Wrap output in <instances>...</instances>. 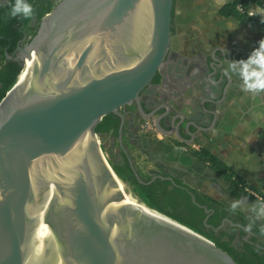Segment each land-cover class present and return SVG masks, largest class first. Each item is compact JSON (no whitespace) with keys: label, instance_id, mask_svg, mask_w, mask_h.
Masks as SVG:
<instances>
[{"label":"water","instance_id":"1","mask_svg":"<svg viewBox=\"0 0 264 264\" xmlns=\"http://www.w3.org/2000/svg\"><path fill=\"white\" fill-rule=\"evenodd\" d=\"M174 3L62 0L42 19L23 51L31 73L0 103V264H238L205 235L150 213L95 131L117 116L123 147V108L137 103L154 119L141 93L167 66Z\"/></svg>","mask_w":264,"mask_h":264},{"label":"crops","instance_id":"2","mask_svg":"<svg viewBox=\"0 0 264 264\" xmlns=\"http://www.w3.org/2000/svg\"><path fill=\"white\" fill-rule=\"evenodd\" d=\"M220 9L216 0L200 2L198 23L194 24L195 31L190 35L191 45L184 47L181 36L173 42L178 53L188 58L216 56L227 63V59L231 62L234 58L239 44L245 57L251 54V46L255 47L264 39V32L232 19L226 21L220 18ZM195 17L197 15H181L188 23L196 20ZM230 75L225 95L222 94L226 84L223 78L224 84L217 88L220 91L217 96L184 97L183 100H187L180 110L184 118L179 123L181 130L178 128L181 138L176 134L161 135L162 139L154 137L141 128L142 120L136 123L126 120L122 127L124 148L118 129L116 139L115 133H110L107 147L110 142H116V151L125 149L141 179L155 176L154 181H165L173 190L192 199L189 191L196 199L203 201L207 209L227 217L230 223H251V230L259 234L264 231V219L255 220L248 210L249 205L256 203L254 198L234 188L231 179H225L207 162L195 156L199 149L209 151L226 165L233 181L236 179L244 183L249 191L264 201V93L243 91L240 77ZM177 102L180 103V100ZM196 110L201 111L198 117L193 116ZM183 145H187V150L191 152L184 151ZM112 146H109V150L114 152ZM235 200L245 201V206L233 211L231 203Z\"/></svg>","mask_w":264,"mask_h":264},{"label":"flooded vegetation","instance_id":"3","mask_svg":"<svg viewBox=\"0 0 264 264\" xmlns=\"http://www.w3.org/2000/svg\"><path fill=\"white\" fill-rule=\"evenodd\" d=\"M61 1L62 0H27V2L34 7V15L30 19H25L22 18V16H17L15 18L11 17V7L14 5L15 0H0V90L3 88L4 82L10 78L11 73L15 69L24 66L25 59L23 51L36 35L42 19ZM194 1L206 2L207 0ZM235 1L236 0H227V2L221 6V9L234 4ZM262 7L253 4H238L236 6V11L244 15L246 14L245 12L251 8L260 9ZM220 18L228 20L222 16H220ZM250 18L256 20L258 23H262L260 21L261 19H258L256 15ZM230 19L235 20L234 18ZM247 25L264 32V27L262 26ZM181 35H183V31L172 21V45L167 57V66L154 77L152 86L146 88L141 93L143 110L147 115L152 113L155 114L153 124L159 135L164 134L159 132L156 128V120H159L161 127L166 131H172L178 128L181 130L179 123L183 120L184 115L180 113V110L183 109V104L185 100H187H183L184 97H193L195 95H197L198 98H202V96L205 97L206 95L217 96L220 94L217 88H220L224 84L223 78H225L226 84L222 89L223 94L229 81V76L225 75V69L228 66L227 63L218 60L216 56L205 58L204 56L197 55L188 58L178 53L176 47L173 46L175 44L173 42L179 40ZM258 47L259 42L256 43L255 47L251 46V49L255 50ZM248 56L245 57L243 55V49L238 44L232 61L246 60ZM227 61L230 62L228 59ZM177 100H180V103H178ZM176 108L179 110H176ZM122 112L125 119L131 123L143 120V116L138 110L137 103L123 108ZM200 114L201 111L196 110L193 116L198 117ZM182 148L185 149L184 151H189L187 150L189 149L187 145H183ZM201 150L202 149H199V152ZM112 153V157L109 155L111 163L113 159H116L121 168L124 169L127 164L130 167V156L125 149ZM154 178L155 176H150V180L143 184L149 185L151 184L150 182L154 183L158 181H154ZM168 189L172 191V194L167 209L172 214L181 220L192 223L205 233H213L220 242L228 243L230 247L234 248L235 255L238 259L253 264H264V231H261L259 234L254 233L252 230L250 232L245 231V228L248 226L247 224L242 222L230 223L227 217L218 212L214 213L211 209H207L209 212H206L203 208L206 207L203 201L196 199L195 203L191 198V202L190 200H184V196L186 195H180L178 191L171 188L170 184ZM213 228H215L216 231Z\"/></svg>","mask_w":264,"mask_h":264},{"label":"trees","instance_id":"4","mask_svg":"<svg viewBox=\"0 0 264 264\" xmlns=\"http://www.w3.org/2000/svg\"><path fill=\"white\" fill-rule=\"evenodd\" d=\"M238 4L243 5H257L262 7L264 5V0H236L234 4L230 6H226L222 8L219 11V15L226 18H234L240 23L249 24V25H259L264 27V23H258L256 20L250 18L247 14H241L240 12L236 11V6ZM23 67H19L15 69L8 80H6L3 84V88L0 90V103L5 98L7 93L10 91V89L16 84L18 81V77L22 71ZM120 120L115 115H108L106 116L101 123L98 124L96 127V134L99 136V139L102 143V146L105 148L107 147L108 138L111 132L115 133V139L117 138L116 130L119 127ZM107 153L110 155V157L113 156V153L111 150H107ZM195 156L199 159L207 162L217 173L222 175L225 179L229 180L231 179L232 185L236 189H240L243 191V185L244 183H241L239 180H232V177L229 175L228 171L229 169L226 167L224 163L220 161L218 157L213 155L207 150H201L200 152L195 153ZM112 164L114 166L115 171L118 173L119 177L122 180H128L130 181V184L134 186V192L135 194L140 198V200L145 203L148 207L155 209L187 226L195 230L196 232H199L206 237H208L210 240H212L220 249L227 252L238 264H253L251 262L240 260L235 255L234 248L230 247L228 243H222L220 240L214 236L213 233L208 234L203 232L201 229H199L197 226L193 225L192 223L181 220L174 214H172L168 209L167 205L169 204V201L171 200V192L168 189L169 183L163 182V181H156L153 184H141L139 183L135 176L133 175L129 165L127 164L126 167L123 169L119 166L116 159L112 160ZM145 183H147L150 180V177H142ZM164 188H163V187ZM244 192V191H243ZM180 193V192H178ZM182 195V193H180ZM184 200H190V197L187 195L184 196ZM191 202V200H190ZM215 225V224H214Z\"/></svg>","mask_w":264,"mask_h":264},{"label":"clouds","instance_id":"5","mask_svg":"<svg viewBox=\"0 0 264 264\" xmlns=\"http://www.w3.org/2000/svg\"><path fill=\"white\" fill-rule=\"evenodd\" d=\"M227 0H216L217 7L223 6ZM10 15L12 18L22 16V18L30 19L34 15V7L27 0H15L11 7ZM264 23V19L261 20ZM235 28L229 30L232 31ZM225 55L226 49H224ZM228 67L225 69V75L236 74L242 80V90L248 93L260 94L264 93V39L259 41V47L251 52L246 60L226 61ZM245 206V201L235 200L231 203V209L235 211ZM248 210L253 213L255 220L264 219V202L254 203L248 206ZM250 223L245 231H251Z\"/></svg>","mask_w":264,"mask_h":264},{"label":"rangeland","instance_id":"6","mask_svg":"<svg viewBox=\"0 0 264 264\" xmlns=\"http://www.w3.org/2000/svg\"><path fill=\"white\" fill-rule=\"evenodd\" d=\"M202 3H204V2H201V4ZM199 4H200L199 1L196 2L194 0H175L174 10H173V21L175 22L176 26L180 27V29L183 31V35H181V37H182L181 38V42H183V46L184 47H188V46L191 45V42H190L191 36L190 35L195 31V30H193V27H195L194 24L198 23V7H199ZM181 15L182 16L183 15H186V16L187 15H197V17H195L196 20H192V23L191 22L188 23L187 19L181 18ZM255 15H256V17L258 19H261V20L264 19V6L262 8H260L258 11H256ZM229 20H231V19H228L226 21H229ZM220 21H223V20H220ZM140 122H141V125H144L146 120H142ZM148 122H149V125L150 124L152 125L153 120H148ZM151 134L155 135L154 137H159V138L162 137L159 134H155V133H151ZM111 145H113L112 146L113 147V151H116L115 150L116 147H117L116 146L117 145L116 142H113V144H112V142H110L109 146L111 147ZM109 146L105 147V148L103 147L102 149H103L105 155L107 156V158L109 159V161L111 162L110 157L107 154V150L109 149ZM189 152H191V151H189ZM117 175H118V173H117ZM123 181L125 182V184L128 187L129 191L140 200V198L134 192V186H132L128 180H123ZM253 200L256 203L262 202V201H258L256 199H253Z\"/></svg>","mask_w":264,"mask_h":264},{"label":"bare ground","instance_id":"7","mask_svg":"<svg viewBox=\"0 0 264 264\" xmlns=\"http://www.w3.org/2000/svg\"><path fill=\"white\" fill-rule=\"evenodd\" d=\"M32 68H33V64L32 62L28 59L25 61V65H24V68L23 70L21 71L19 77H18V81H21L23 80L24 78H26L32 71ZM116 177L119 179V181L122 183V185L129 191L128 187L126 186L125 182L118 176L116 175ZM130 192V191H129ZM131 193V192H130ZM132 194V193H131ZM133 195V194H132ZM136 197V196H135ZM137 198V197H136ZM138 199V198H137ZM139 200V199H138ZM143 203V202H142ZM145 205V207L147 208V210L156 215V216H159L161 218H165V219H168L166 216L164 215H161L158 211H156L155 209H152L150 207H148L145 203H143ZM170 220V219H168ZM172 221V220H171ZM174 222V221H173Z\"/></svg>","mask_w":264,"mask_h":264},{"label":"built area","instance_id":"8","mask_svg":"<svg viewBox=\"0 0 264 264\" xmlns=\"http://www.w3.org/2000/svg\"><path fill=\"white\" fill-rule=\"evenodd\" d=\"M259 8H251L249 10H247L245 13L249 16V17H254L256 11H258ZM25 65V64H24ZM24 68V66H23ZM141 128L144 129L145 131L149 132V133H155L158 134V132L155 129L154 124L152 123V125H149V122L146 121L144 125H141ZM243 191L245 193H247L249 196L253 197L254 199L258 200V201H262L261 197H259L256 193H253L252 191H249V189L243 185Z\"/></svg>","mask_w":264,"mask_h":264}]
</instances>
